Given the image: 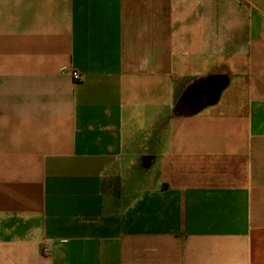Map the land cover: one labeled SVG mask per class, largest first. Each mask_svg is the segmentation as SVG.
Segmentation results:
<instances>
[{"label":"crops","instance_id":"crops-1","mask_svg":"<svg viewBox=\"0 0 264 264\" xmlns=\"http://www.w3.org/2000/svg\"><path fill=\"white\" fill-rule=\"evenodd\" d=\"M0 264H264V0H0Z\"/></svg>","mask_w":264,"mask_h":264},{"label":"built area","instance_id":"built-area-1","mask_svg":"<svg viewBox=\"0 0 264 264\" xmlns=\"http://www.w3.org/2000/svg\"><path fill=\"white\" fill-rule=\"evenodd\" d=\"M71 74H72V77H73L74 80H79L80 77H81L80 72L77 71V70L72 71ZM43 245H44L43 246V252H45V253L48 252L49 251L50 242L49 241L44 242Z\"/></svg>","mask_w":264,"mask_h":264},{"label":"trees","instance_id":"trees-1","mask_svg":"<svg viewBox=\"0 0 264 264\" xmlns=\"http://www.w3.org/2000/svg\"><path fill=\"white\" fill-rule=\"evenodd\" d=\"M181 106V100L179 99L178 103H177V110H181L180 107Z\"/></svg>","mask_w":264,"mask_h":264}]
</instances>
